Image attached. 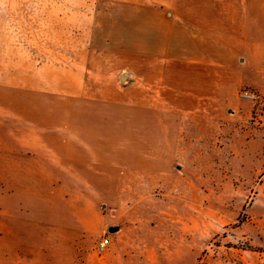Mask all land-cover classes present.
I'll use <instances>...</instances> for the list:
<instances>
[{
  "label": "rangeland",
  "instance_id": "obj_1",
  "mask_svg": "<svg viewBox=\"0 0 264 264\" xmlns=\"http://www.w3.org/2000/svg\"><path fill=\"white\" fill-rule=\"evenodd\" d=\"M137 2L0 0V105L13 94L24 112L25 86L46 81L49 92H29L36 106L50 98L52 124L66 122L92 145L81 162L88 177L68 182L83 194L76 263L107 264L109 249L97 252L96 242L111 237L108 225H132L133 253L150 235V247L178 245L183 264H264V87L213 86L215 95L236 89V98L172 102L154 58L132 52L133 38H124L129 16L146 9ZM12 81L19 88L10 93ZM79 84L82 95L58 97ZM64 85L74 88L64 93ZM187 248L195 260L185 258ZM158 257L143 255L140 264Z\"/></svg>",
  "mask_w": 264,
  "mask_h": 264
},
{
  "label": "crops",
  "instance_id": "obj_2",
  "mask_svg": "<svg viewBox=\"0 0 264 264\" xmlns=\"http://www.w3.org/2000/svg\"><path fill=\"white\" fill-rule=\"evenodd\" d=\"M137 1L135 6L146 9L129 16L124 38L128 34L133 38L132 52L154 58L158 76L172 91V102L195 104L213 96L229 102L236 98V89L215 95L213 86L264 87V0ZM2 83L0 76V86ZM25 87L24 112L12 104L17 100L13 94L8 103L0 105V264H78L85 225L83 194L68 191V182L78 184L88 177L83 176L81 162L84 146L92 145L70 132L66 122L52 124L50 96L38 100L36 106L35 96L29 92H49L46 81ZM5 88L12 93L19 83L12 81ZM63 88L67 93L74 86ZM74 89L58 97L74 99L84 92L81 84ZM169 118L172 124L173 117ZM160 120L161 131L164 121L168 127V118L165 115ZM113 169L107 181L114 180ZM69 202L74 205L68 206ZM18 206L23 209L19 211ZM132 232H137L132 225L110 230L107 264H140L143 255L159 256V264H183L184 251L178 245L161 242L159 248L150 247V235L133 253ZM156 240L160 242L158 237ZM195 257L194 249L187 248L185 258Z\"/></svg>",
  "mask_w": 264,
  "mask_h": 264
},
{
  "label": "built area",
  "instance_id": "obj_3",
  "mask_svg": "<svg viewBox=\"0 0 264 264\" xmlns=\"http://www.w3.org/2000/svg\"><path fill=\"white\" fill-rule=\"evenodd\" d=\"M243 96L256 97V94L249 93V91L242 92ZM111 245V238L108 235H104L96 242V250L99 253H104Z\"/></svg>",
  "mask_w": 264,
  "mask_h": 264
},
{
  "label": "water",
  "instance_id": "obj_4",
  "mask_svg": "<svg viewBox=\"0 0 264 264\" xmlns=\"http://www.w3.org/2000/svg\"><path fill=\"white\" fill-rule=\"evenodd\" d=\"M124 77H125V76H124ZM124 77H123V78H124ZM118 229H119V227L116 226V227H112L110 230H111V231H115V230H118Z\"/></svg>",
  "mask_w": 264,
  "mask_h": 264
}]
</instances>
